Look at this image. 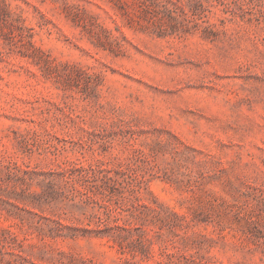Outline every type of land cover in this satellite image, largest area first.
Wrapping results in <instances>:
<instances>
[{
  "label": "rangeland",
  "instance_id": "374dc122",
  "mask_svg": "<svg viewBox=\"0 0 264 264\" xmlns=\"http://www.w3.org/2000/svg\"><path fill=\"white\" fill-rule=\"evenodd\" d=\"M0 264H264V0H0Z\"/></svg>",
  "mask_w": 264,
  "mask_h": 264
},
{
  "label": "trees",
  "instance_id": "16d2710c",
  "mask_svg": "<svg viewBox=\"0 0 264 264\" xmlns=\"http://www.w3.org/2000/svg\"><path fill=\"white\" fill-rule=\"evenodd\" d=\"M65 229H67L69 231L74 230L73 226L63 224L62 222L55 220L53 223V227H51L49 229V231H50L49 233H50V235H53V236L70 235V233L68 234V232L67 233L60 232V231H64ZM122 229L128 231V229H126L125 226H120L119 224L111 225L109 218H104V217L100 216L99 220H98L97 228L96 229H88V231L94 232L96 235L110 236L114 239H119L122 237L121 233H120V231Z\"/></svg>",
  "mask_w": 264,
  "mask_h": 264
}]
</instances>
